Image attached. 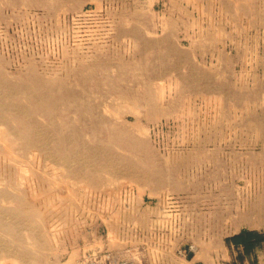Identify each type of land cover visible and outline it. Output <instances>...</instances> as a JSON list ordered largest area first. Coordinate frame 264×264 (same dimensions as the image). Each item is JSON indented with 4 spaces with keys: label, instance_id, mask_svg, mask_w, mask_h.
Instances as JSON below:
<instances>
[{
    "label": "rangeland",
    "instance_id": "obj_1",
    "mask_svg": "<svg viewBox=\"0 0 264 264\" xmlns=\"http://www.w3.org/2000/svg\"><path fill=\"white\" fill-rule=\"evenodd\" d=\"M243 229L264 0H0V264H264Z\"/></svg>",
    "mask_w": 264,
    "mask_h": 264
},
{
    "label": "trees",
    "instance_id": "obj_2",
    "mask_svg": "<svg viewBox=\"0 0 264 264\" xmlns=\"http://www.w3.org/2000/svg\"><path fill=\"white\" fill-rule=\"evenodd\" d=\"M231 240L244 248L245 252L255 250L264 241V233L254 230L243 229L234 235Z\"/></svg>",
    "mask_w": 264,
    "mask_h": 264
},
{
    "label": "built area",
    "instance_id": "obj_3",
    "mask_svg": "<svg viewBox=\"0 0 264 264\" xmlns=\"http://www.w3.org/2000/svg\"><path fill=\"white\" fill-rule=\"evenodd\" d=\"M182 255L186 256V252H181ZM101 259L105 260V263L101 261ZM126 262H122V260L117 255H113V253H105L103 256L97 255L95 253L91 254L88 258H86L84 264H134L131 261L125 260Z\"/></svg>",
    "mask_w": 264,
    "mask_h": 264
},
{
    "label": "crops",
    "instance_id": "obj_4",
    "mask_svg": "<svg viewBox=\"0 0 264 264\" xmlns=\"http://www.w3.org/2000/svg\"><path fill=\"white\" fill-rule=\"evenodd\" d=\"M263 251V255L261 256H259V259H260V261H261V257L263 258L264 257V242H262V250H260V251H258V253L259 252H262Z\"/></svg>",
    "mask_w": 264,
    "mask_h": 264
}]
</instances>
